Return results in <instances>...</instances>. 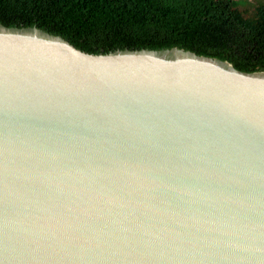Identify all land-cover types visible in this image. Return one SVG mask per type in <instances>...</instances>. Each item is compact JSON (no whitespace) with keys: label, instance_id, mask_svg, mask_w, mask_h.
Wrapping results in <instances>:
<instances>
[{"label":"water","instance_id":"obj_1","mask_svg":"<svg viewBox=\"0 0 264 264\" xmlns=\"http://www.w3.org/2000/svg\"><path fill=\"white\" fill-rule=\"evenodd\" d=\"M0 264H264V71L0 24Z\"/></svg>","mask_w":264,"mask_h":264},{"label":"trees","instance_id":"obj_2","mask_svg":"<svg viewBox=\"0 0 264 264\" xmlns=\"http://www.w3.org/2000/svg\"><path fill=\"white\" fill-rule=\"evenodd\" d=\"M0 24L92 54L177 47L264 71V0H0Z\"/></svg>","mask_w":264,"mask_h":264}]
</instances>
